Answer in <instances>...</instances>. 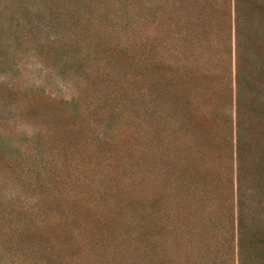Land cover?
Listing matches in <instances>:
<instances>
[{"label":"trees","instance_id":"trees-1","mask_svg":"<svg viewBox=\"0 0 264 264\" xmlns=\"http://www.w3.org/2000/svg\"><path fill=\"white\" fill-rule=\"evenodd\" d=\"M139 10L140 36L130 41L138 50L124 55L139 61L137 179L110 193L126 209L116 222L139 228L136 264H264V0H141ZM116 156L100 160L113 181L122 171ZM97 179L66 191L67 210L56 197L25 206L13 229L25 233L37 208L44 224L33 236L61 237L79 214L111 232L116 217L93 202L106 194L95 191ZM50 246L60 257L71 245Z\"/></svg>","mask_w":264,"mask_h":264},{"label":"rangeland","instance_id":"rangeland-1","mask_svg":"<svg viewBox=\"0 0 264 264\" xmlns=\"http://www.w3.org/2000/svg\"><path fill=\"white\" fill-rule=\"evenodd\" d=\"M140 3L0 0V264L139 260L140 245L134 239L139 228L116 222L126 209L110 193L113 188L131 190L127 179H137L143 122L139 61L124 55L138 50L130 41L140 36ZM108 152L120 156L112 157L122 170L115 181L107 161L100 164ZM90 174L100 175L95 191H106L93 202L116 217L111 232L106 230L111 225L79 214L64 226L65 238L47 231L42 240L33 236L44 224L37 223V208L23 222L25 233L13 229L22 219L17 211L37 204L43 208L49 197L67 210L73 203L66 191ZM31 225H36L32 231ZM68 227L79 230L80 238H68ZM79 239L85 244H78ZM52 243L71 246L55 257L48 251Z\"/></svg>","mask_w":264,"mask_h":264}]
</instances>
